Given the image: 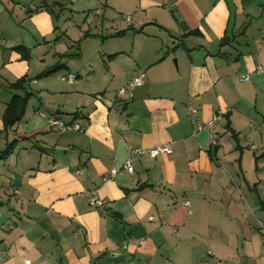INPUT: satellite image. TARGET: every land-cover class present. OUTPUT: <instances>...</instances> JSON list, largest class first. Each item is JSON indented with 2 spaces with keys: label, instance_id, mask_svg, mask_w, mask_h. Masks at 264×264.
I'll return each instance as SVG.
<instances>
[{
  "label": "crops",
  "instance_id": "obj_1",
  "mask_svg": "<svg viewBox=\"0 0 264 264\" xmlns=\"http://www.w3.org/2000/svg\"><path fill=\"white\" fill-rule=\"evenodd\" d=\"M258 66L264 0H0V264H264Z\"/></svg>",
  "mask_w": 264,
  "mask_h": 264
},
{
  "label": "built area",
  "instance_id": "obj_2",
  "mask_svg": "<svg viewBox=\"0 0 264 264\" xmlns=\"http://www.w3.org/2000/svg\"><path fill=\"white\" fill-rule=\"evenodd\" d=\"M124 18L126 20H130L129 15H125ZM257 71L258 72H264V66H258ZM74 78H75L74 75H67V76L62 77L63 80H67L69 82H72L74 80ZM143 82H144L143 75H139L133 81H131L128 84H126L125 86L121 87L118 90V94L121 96H125V95L131 96L133 88L136 86L142 85ZM222 115L223 114L221 112H219L211 120H209L205 123L196 121L195 124H196L197 130L208 129L210 132H212L216 122L222 118ZM50 122L52 124L58 126L59 128H62L66 125L64 123V121H62L61 119H56V118H51ZM72 126L76 129L79 128L77 124H72ZM210 137H211V141H210L209 147L216 146L218 143L217 140L212 136V134L210 135ZM171 151H172V148H171L170 143H166V144H163V145H160L157 147H153V148L135 147V148L130 150L125 162L123 163V165L120 168H118V167L111 168L109 170V172L105 175L104 180L110 179L120 172L132 173L134 171L133 162L138 155L148 154V155L154 157V156H157L159 154H169V153H171ZM76 172L79 174L83 173V171L81 169L77 170ZM11 189L15 194L18 193V189L15 186H11ZM89 203L91 205L98 207L99 210L104 211L103 200L97 196L96 190L90 191ZM182 204L184 206H187V207L190 205L189 201H184ZM5 253H6V250L0 248V258ZM30 263L31 262L29 259L25 260V264H30ZM207 264H223V263L218 262V261L209 260L207 262Z\"/></svg>",
  "mask_w": 264,
  "mask_h": 264
},
{
  "label": "trees",
  "instance_id": "obj_3",
  "mask_svg": "<svg viewBox=\"0 0 264 264\" xmlns=\"http://www.w3.org/2000/svg\"><path fill=\"white\" fill-rule=\"evenodd\" d=\"M52 70L53 69H51L50 71ZM23 84H24V79L19 80L13 85L16 86V85H23ZM27 98H28V95L25 97H20L16 95L13 97L11 102L7 105L6 110L4 112V123L6 127L11 125L13 122H15L21 117ZM9 147H7V149L4 151V154H7Z\"/></svg>",
  "mask_w": 264,
  "mask_h": 264
},
{
  "label": "water",
  "instance_id": "obj_4",
  "mask_svg": "<svg viewBox=\"0 0 264 264\" xmlns=\"http://www.w3.org/2000/svg\"><path fill=\"white\" fill-rule=\"evenodd\" d=\"M187 29V27L185 26V27H182V30H186Z\"/></svg>",
  "mask_w": 264,
  "mask_h": 264
}]
</instances>
